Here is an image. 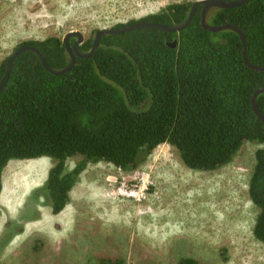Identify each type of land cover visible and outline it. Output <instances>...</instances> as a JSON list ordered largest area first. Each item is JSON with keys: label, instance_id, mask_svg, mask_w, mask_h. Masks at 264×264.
Instances as JSON below:
<instances>
[{"label": "trees", "instance_id": "obj_1", "mask_svg": "<svg viewBox=\"0 0 264 264\" xmlns=\"http://www.w3.org/2000/svg\"><path fill=\"white\" fill-rule=\"evenodd\" d=\"M192 5L172 3L130 22H180ZM201 16L199 6L180 32L140 28L105 34L91 58L77 56L74 67L63 74L50 73L33 52L18 55L0 93V195L4 170L14 159H53L45 182L32 190L28 201L59 214L89 163L106 161L132 170L158 145L168 143L190 169L213 171L229 164L245 142L264 145V124L252 106L254 93L264 87V71L245 63L238 33L206 30ZM208 21L241 28L248 59L264 65V0L213 8ZM93 38L81 49L88 50ZM22 45L36 46L52 66L63 67L69 61L59 37L18 47ZM6 62L0 65V82ZM258 106L264 115V93L258 95ZM75 156L81 160L70 169L67 161ZM255 157L249 194L260 213L253 232L264 241V147ZM38 216L36 206H28L19 219ZM17 227L6 223L8 236H0V253L23 231ZM178 264L200 263L185 257Z\"/></svg>", "mask_w": 264, "mask_h": 264}, {"label": "rangeland", "instance_id": "obj_2", "mask_svg": "<svg viewBox=\"0 0 264 264\" xmlns=\"http://www.w3.org/2000/svg\"><path fill=\"white\" fill-rule=\"evenodd\" d=\"M195 1L0 0V65L26 41L63 39L70 31L88 40L98 29ZM262 147L247 141L213 171L190 169L168 143L132 170L89 163L59 214L28 201L53 159L11 160L3 173L0 236L7 222L23 231L4 247L0 264H178L185 257L200 264H264V241L253 232L260 208L249 194L255 152ZM79 160L69 158L68 167ZM28 206H36L39 216L19 219Z\"/></svg>", "mask_w": 264, "mask_h": 264}, {"label": "water", "instance_id": "obj_3", "mask_svg": "<svg viewBox=\"0 0 264 264\" xmlns=\"http://www.w3.org/2000/svg\"><path fill=\"white\" fill-rule=\"evenodd\" d=\"M249 0H197L193 2L191 11L189 15L180 22H175L172 24H163V23H157V22H150V21H135V22H128L125 24H121L112 28H105V29H98L95 31V36L93 38V42L91 47L88 50H82L81 44L84 43L85 37L80 31H70L68 32L64 38L62 39L63 43L65 44L66 50L69 53V61L68 63L63 67H55L50 65L46 58L44 57V54L38 49L36 46L33 45H22L20 47H17L13 53L7 58L6 62V68H5V74L0 82V93L3 90V88L6 86L13 67V62L15 58L24 53V52H33L35 53L38 58L40 59L42 65L53 74H63L71 70L75 63H76V57H84V58H91L98 46L100 45L101 38L103 35H116L120 33H124L127 31L140 29V28H154L159 29L166 32H180L181 30L185 29L192 21V19L195 16L196 10L199 6H202V16H201V25L206 30L212 31V32H218L223 30H233L240 36V39L243 44V50L242 54L245 60V63L254 70L257 71H264V65L260 66L257 64L252 63L247 56V39L244 31L239 28L238 26L230 23H224L221 25H212L208 21V14L213 8H230V7H237L240 5L245 4ZM72 39H74L72 41ZM177 43V39H175L172 43H170L171 46H175ZM264 93V87L261 89H258L252 98V106L254 109V112L257 114V116L261 119V121L264 124V115L260 111L258 106V95Z\"/></svg>", "mask_w": 264, "mask_h": 264}, {"label": "crops", "instance_id": "obj_4", "mask_svg": "<svg viewBox=\"0 0 264 264\" xmlns=\"http://www.w3.org/2000/svg\"><path fill=\"white\" fill-rule=\"evenodd\" d=\"M0 205H1V204H0ZM0 211H1V210H0ZM3 224H4V222H3V221H2V222L0 221V230H1L2 226H3ZM3 230H4V228H3ZM3 230H2V231H3ZM2 231H1V232H2Z\"/></svg>", "mask_w": 264, "mask_h": 264}, {"label": "flooded vegetation", "instance_id": "obj_5", "mask_svg": "<svg viewBox=\"0 0 264 264\" xmlns=\"http://www.w3.org/2000/svg\"><path fill=\"white\" fill-rule=\"evenodd\" d=\"M74 39H72V41H73Z\"/></svg>", "mask_w": 264, "mask_h": 264}]
</instances>
